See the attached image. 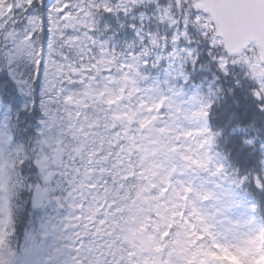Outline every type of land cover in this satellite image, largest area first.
I'll return each mask as SVG.
<instances>
[{
	"label": "snow or ice",
	"instance_id": "snow-or-ice-1",
	"mask_svg": "<svg viewBox=\"0 0 264 264\" xmlns=\"http://www.w3.org/2000/svg\"><path fill=\"white\" fill-rule=\"evenodd\" d=\"M0 264H264V0H0Z\"/></svg>",
	"mask_w": 264,
	"mask_h": 264
},
{
	"label": "trees",
	"instance_id": "trees-1",
	"mask_svg": "<svg viewBox=\"0 0 264 264\" xmlns=\"http://www.w3.org/2000/svg\"><path fill=\"white\" fill-rule=\"evenodd\" d=\"M125 35H126V38L131 36L130 33H127V34H125Z\"/></svg>",
	"mask_w": 264,
	"mask_h": 264
}]
</instances>
